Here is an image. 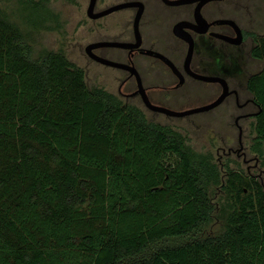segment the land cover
Listing matches in <instances>:
<instances>
[{
	"label": "trees",
	"instance_id": "16d2710c",
	"mask_svg": "<svg viewBox=\"0 0 264 264\" xmlns=\"http://www.w3.org/2000/svg\"><path fill=\"white\" fill-rule=\"evenodd\" d=\"M252 36L264 166V36ZM0 264H264V191L239 171L222 184L210 154L89 88L63 52L33 58L0 8Z\"/></svg>",
	"mask_w": 264,
	"mask_h": 264
},
{
	"label": "flooded vegetation",
	"instance_id": "af4514ba",
	"mask_svg": "<svg viewBox=\"0 0 264 264\" xmlns=\"http://www.w3.org/2000/svg\"><path fill=\"white\" fill-rule=\"evenodd\" d=\"M106 1H96L94 13L101 14L98 18H90L86 10L87 17L98 22V31H102L101 38L90 42L84 49L89 63L98 71L100 86L93 88L113 94L125 106L141 110L146 119V111L189 119L217 110L216 116L224 121L221 134L216 136L221 139V146L216 148L219 162L229 158L241 161L246 165L244 176L251 184L257 182L264 191L263 179L252 172L262 165L259 164V154L252 150L256 137L251 132L259 109L241 81L246 46L250 41L251 56L255 45L252 35H259L243 24L248 23L251 28L255 18L248 9V1L121 0L117 3L109 1L97 9L98 3ZM121 4L128 6L106 13ZM119 13L125 14L122 21L114 17ZM90 46L93 48L87 51ZM201 77L219 80L209 81ZM198 85L215 91V99L204 105L191 102L185 94ZM109 87H115L116 92L107 91ZM224 91L226 97L217 107L182 117L153 111L145 104L147 100L154 107L183 113L213 103ZM244 139L249 140L250 145L244 144ZM252 160L253 165L249 163ZM220 168L222 171L223 167ZM228 169L221 178L222 184L232 170ZM217 188L221 191V185Z\"/></svg>",
	"mask_w": 264,
	"mask_h": 264
},
{
	"label": "rangeland",
	"instance_id": "374dc122",
	"mask_svg": "<svg viewBox=\"0 0 264 264\" xmlns=\"http://www.w3.org/2000/svg\"><path fill=\"white\" fill-rule=\"evenodd\" d=\"M41 1V0H35ZM109 1L113 3L121 0H108L105 3H98L97 9L102 8ZM253 13L251 28L247 23H243L246 29H251L259 35H264V0H246ZM89 0H42V4L38 9L32 8L31 3L27 0H0V8L8 16V18L19 25L22 32L27 36L32 47V57L37 58L44 51H61L66 58L79 68L85 70V81L89 88L100 86L97 77V67L89 63V59L85 54V47L90 42H94L101 38L102 31H98V22L90 20L86 15ZM248 13V11H247ZM124 13L116 14L114 17L122 21ZM251 42L248 41L246 46V54L243 57L244 71L241 76L243 87L246 85L248 76L261 71L263 64L254 60L249 55ZM108 72V71H104ZM101 81V78H100ZM245 90V89H244ZM107 91L115 93V87L107 88ZM191 102L196 105H204L212 102L215 97V91L206 90L205 85H198L195 90L185 94ZM183 99V97H182ZM219 110V109H218ZM147 119L153 123L172 128L180 133L185 144L193 151L199 154H210L213 162H215L220 170L221 178L225 177V170L239 171L245 174V166L241 161L234 158L229 160L222 159L219 162L216 154V148L221 146V139L216 136L221 134L223 123L218 118V111L193 116L189 119L170 118L165 115L145 112ZM255 135L254 130L251 131ZM223 133V132H222ZM224 134V133H223ZM245 140V139H244ZM236 141L234 140V143ZM244 144L250 145V141L245 140ZM253 157V154L250 155ZM263 163V158L260 156ZM173 156L168 157L167 163H175ZM222 163L223 165H220ZM255 164L254 160L249 162ZM232 167V168H231ZM231 168V169H230ZM259 169V170H258ZM254 174L259 175L263 179L264 186V166L263 164ZM257 177V176H256ZM221 191L218 188L212 190V202L219 210L221 204ZM216 209V210H217ZM222 230V222L215 219L205 230L206 234H217Z\"/></svg>",
	"mask_w": 264,
	"mask_h": 264
},
{
	"label": "water",
	"instance_id": "95a60500",
	"mask_svg": "<svg viewBox=\"0 0 264 264\" xmlns=\"http://www.w3.org/2000/svg\"><path fill=\"white\" fill-rule=\"evenodd\" d=\"M96 1L97 0H89V5H88V8H87V15L90 18H93V19L98 18L99 16H101V14H95L94 13V8H95V5H96ZM207 1H210V0H201V3H204V2H207ZM126 6H128V4L118 5V6L114 7V8L109 9L106 13H108L110 11H113V10H116V9L124 8ZM92 48H93L92 46L88 47L87 51H91ZM190 54H191V52L189 53V56H190ZM94 58H97V57H94ZM201 78L204 79V80H209V81L219 80L218 78H210V79L209 78H204V77H201ZM226 88L227 87L224 84V89H226ZM226 94L227 93H225V91H224V93L221 94L220 97L216 101H214L213 103L208 104V105L203 106V107H200V108H197V109H194V110H191V111H188V112H183V113L174 112V111H171V110H168V109H164V108L154 107L147 100H145V104H146V106L149 109H151L153 111L163 112V113H166L169 116L182 117V116H185V115H188V114H192V113L209 111V110L217 107L218 105L221 104L223 99L226 97Z\"/></svg>",
	"mask_w": 264,
	"mask_h": 264
}]
</instances>
